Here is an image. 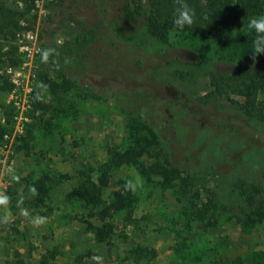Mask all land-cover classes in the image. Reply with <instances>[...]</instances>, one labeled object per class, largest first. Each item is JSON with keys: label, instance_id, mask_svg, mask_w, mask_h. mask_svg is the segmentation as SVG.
<instances>
[{"label": "rangeland", "instance_id": "1", "mask_svg": "<svg viewBox=\"0 0 264 264\" xmlns=\"http://www.w3.org/2000/svg\"><path fill=\"white\" fill-rule=\"evenodd\" d=\"M43 3L0 0V117L11 115L8 68L22 66L27 47L37 51L35 89L41 74L61 84L43 89L44 107L33 108L6 163L0 148V264H264V220H246L249 196L264 197V116L244 115L234 78L257 72L264 100V55L253 66L251 50L207 32L160 40L149 0ZM24 29L35 43L18 36ZM103 71L123 72L127 88L139 72L156 82L159 137L101 90ZM103 171L110 182L93 206L79 181ZM130 181L134 190L122 188ZM37 216L46 219L36 225ZM89 221L111 231L101 240Z\"/></svg>", "mask_w": 264, "mask_h": 264}, {"label": "trees", "instance_id": "2", "mask_svg": "<svg viewBox=\"0 0 264 264\" xmlns=\"http://www.w3.org/2000/svg\"><path fill=\"white\" fill-rule=\"evenodd\" d=\"M138 2L140 0H133ZM151 5V16L148 21L149 32L152 36L160 40H168L169 34L177 28L173 25L172 20L175 15V10L178 7L176 0H149ZM190 5L196 11L194 24L191 27L185 26L182 32L193 35L200 32L210 33L220 40L234 41L243 45L245 50H251L250 41L254 36V32L247 28V22L250 18L264 14V0H189ZM239 25V26H238ZM241 25V26H240ZM238 26V27H237ZM138 57V56H137ZM142 58L136 59V65L143 64ZM98 72L95 81L99 82L101 90L108 95H113L118 105L122 106L126 111L145 116L149 119L148 125L153 136L159 137L158 127L164 128L166 123L159 124L156 127L153 123L155 119V109L160 103V98L154 89L156 82L147 79L140 72L132 74V78L126 76L128 79V88L124 85L123 72ZM264 79V72L262 73ZM235 81L243 86L240 90L245 97L241 104L244 115L249 119L263 118L264 116V100H259V93L261 89V81L257 72L241 69L235 71ZM123 80V81H122ZM9 84H7L8 87ZM217 91H221L222 84L216 82ZM50 76L46 74L38 75V85L35 89L37 99L35 102V109L44 107L42 104V91L45 88L54 89L60 87ZM1 87V86H0ZM33 114L35 111H33ZM152 120V121H151ZM10 131L8 125L0 123V145L4 141L5 134ZM253 137L258 138L259 133L252 134ZM24 138V137H23ZM169 163L170 160H167ZM172 166V163H170ZM177 170V167L173 168ZM110 182L109 172L103 171L99 175V180H90L89 174L84 172L82 180L79 181L78 190L81 195L91 202L93 206L100 201L101 190L108 186ZM34 186L38 192V200H44V193L48 192L46 189L45 180H38L34 182ZM125 184L122 188H124ZM121 191L115 192V197L121 199ZM250 197V206L253 209L247 214L246 220L251 223L264 220V197L258 201H254ZM126 202L122 201L121 206H126ZM208 208L209 205L205 204ZM88 227L94 230L95 235L99 239H105L111 228L94 226L92 222H87ZM57 264V263H53Z\"/></svg>", "mask_w": 264, "mask_h": 264}, {"label": "built area", "instance_id": "3", "mask_svg": "<svg viewBox=\"0 0 264 264\" xmlns=\"http://www.w3.org/2000/svg\"><path fill=\"white\" fill-rule=\"evenodd\" d=\"M36 5L40 10H43V0H36ZM18 36L23 39H28L35 43L37 32L31 29H24ZM35 45L26 48L24 61L19 68L9 67L8 72L11 74L10 81L13 84L11 90V115L9 118L0 117V123L8 125L10 131L4 136V141L0 145L3 152H6V157L2 160L6 163L10 154L13 152V144L16 137L25 132L26 125L30 120V113L32 112L37 95L35 93L36 86V68L38 65Z\"/></svg>", "mask_w": 264, "mask_h": 264}, {"label": "clouds", "instance_id": "4", "mask_svg": "<svg viewBox=\"0 0 264 264\" xmlns=\"http://www.w3.org/2000/svg\"><path fill=\"white\" fill-rule=\"evenodd\" d=\"M176 4L178 7L175 10V15L172 20L173 25L179 30H183L185 26L191 27L196 17L195 9L190 5L189 0H176ZM247 28L254 32V36L250 41L251 51L247 53L254 66L257 56L264 55V14L250 18L247 22ZM47 56L48 52L45 51L43 53V58L47 59ZM13 179H16V177H13ZM125 187L132 188L133 190L135 188L131 181L128 182ZM32 191L35 192V189H32ZM7 203L8 197L6 195H0V204L6 205ZM45 219V217L37 216L32 222L39 225L42 224ZM5 220H7V217H5ZM93 259L100 260L101 257L95 256Z\"/></svg>", "mask_w": 264, "mask_h": 264}]
</instances>
